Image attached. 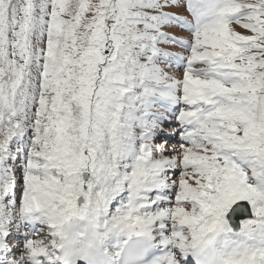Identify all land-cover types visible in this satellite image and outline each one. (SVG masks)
Instances as JSON below:
<instances>
[{
    "label": "snow or ice",
    "instance_id": "obj_1",
    "mask_svg": "<svg viewBox=\"0 0 264 264\" xmlns=\"http://www.w3.org/2000/svg\"><path fill=\"white\" fill-rule=\"evenodd\" d=\"M0 264H264V0H0Z\"/></svg>",
    "mask_w": 264,
    "mask_h": 264
},
{
    "label": "rangeland",
    "instance_id": "obj_2",
    "mask_svg": "<svg viewBox=\"0 0 264 264\" xmlns=\"http://www.w3.org/2000/svg\"><path fill=\"white\" fill-rule=\"evenodd\" d=\"M174 28V30H176L177 31V33H178V35H176V34H174V33H171V32H169L170 34H172V35H174V36H177V37H184V38H187V33L185 32V31H183V30H181V29H179V28H176V27H173ZM166 30H169V29H166ZM161 48H163L164 50H167L168 48H169V45H159ZM174 49H175V47H174ZM176 50H178L177 48H176ZM179 51V50H178ZM173 123H175V121H172ZM167 123V122H166ZM169 127H171V129H173V127H172V123H167V124H165L164 125V128H165V130H166V128L168 129ZM164 130V132L161 134V136L158 138V140H157V143H162L163 142V140L164 139H167V141L170 143V144H172V143H174V140L173 139H171L170 137L171 136H173V134H172V130H168V131H165ZM169 132V133H168ZM172 134V135H167V134ZM166 134V135H165Z\"/></svg>",
    "mask_w": 264,
    "mask_h": 264
},
{
    "label": "bare ground",
    "instance_id": "obj_3",
    "mask_svg": "<svg viewBox=\"0 0 264 264\" xmlns=\"http://www.w3.org/2000/svg\"><path fill=\"white\" fill-rule=\"evenodd\" d=\"M169 30H166V31H169V32H171V33H174V34H176V35H178V33H177V31L176 30H174V28H168ZM179 36V35H178ZM175 50H176V48H175ZM170 131V130H173V129H171V127H169L168 129L166 128V130L165 131ZM169 133V132H168ZM168 135H172L171 133L170 134H168ZM171 138L172 139H175V138H178V136H171Z\"/></svg>",
    "mask_w": 264,
    "mask_h": 264
}]
</instances>
